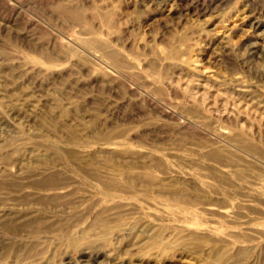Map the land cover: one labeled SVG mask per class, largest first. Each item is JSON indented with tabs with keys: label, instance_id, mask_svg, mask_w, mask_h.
Segmentation results:
<instances>
[{
	"label": "rangeland",
	"instance_id": "374dc122",
	"mask_svg": "<svg viewBox=\"0 0 264 264\" xmlns=\"http://www.w3.org/2000/svg\"><path fill=\"white\" fill-rule=\"evenodd\" d=\"M0 264H264V0H0Z\"/></svg>",
	"mask_w": 264,
	"mask_h": 264
}]
</instances>
